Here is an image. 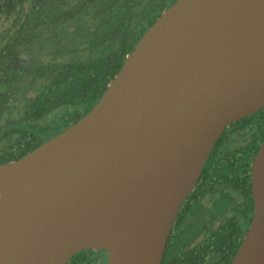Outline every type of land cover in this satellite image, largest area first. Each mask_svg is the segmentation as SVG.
I'll return each instance as SVG.
<instances>
[{"label":"water","instance_id":"1","mask_svg":"<svg viewBox=\"0 0 264 264\" xmlns=\"http://www.w3.org/2000/svg\"><path fill=\"white\" fill-rule=\"evenodd\" d=\"M263 107L264 0H175L89 111L0 162V264H66L85 248L161 264L217 139ZM251 186L229 264H264V140Z\"/></svg>","mask_w":264,"mask_h":264},{"label":"trees","instance_id":"2","mask_svg":"<svg viewBox=\"0 0 264 264\" xmlns=\"http://www.w3.org/2000/svg\"><path fill=\"white\" fill-rule=\"evenodd\" d=\"M174 1L2 0L0 162L24 156L89 111ZM263 140L264 107L221 133L179 210L161 264L230 263L252 220L251 164ZM95 259L85 248L66 264Z\"/></svg>","mask_w":264,"mask_h":264},{"label":"rangeland","instance_id":"3","mask_svg":"<svg viewBox=\"0 0 264 264\" xmlns=\"http://www.w3.org/2000/svg\"><path fill=\"white\" fill-rule=\"evenodd\" d=\"M105 253L102 251H96V260L93 264H105Z\"/></svg>","mask_w":264,"mask_h":264},{"label":"flooded vegetation","instance_id":"4","mask_svg":"<svg viewBox=\"0 0 264 264\" xmlns=\"http://www.w3.org/2000/svg\"><path fill=\"white\" fill-rule=\"evenodd\" d=\"M94 249V248H93ZM102 251V252H104L105 253V260L107 261V259H108V252L105 250V249H94V251L96 252V251ZM96 260V259H95ZM106 263V262H105Z\"/></svg>","mask_w":264,"mask_h":264}]
</instances>
